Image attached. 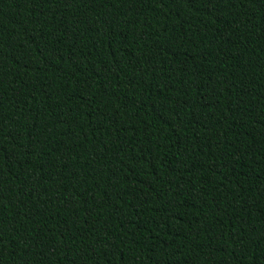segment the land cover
<instances>
[{
	"label": "trees",
	"instance_id": "obj_1",
	"mask_svg": "<svg viewBox=\"0 0 264 264\" xmlns=\"http://www.w3.org/2000/svg\"><path fill=\"white\" fill-rule=\"evenodd\" d=\"M0 264H264V0H0Z\"/></svg>",
	"mask_w": 264,
	"mask_h": 264
}]
</instances>
